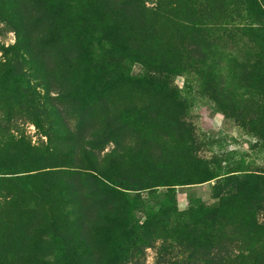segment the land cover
Returning a JSON list of instances; mask_svg holds the SVG:
<instances>
[{"label":"rangeland","instance_id":"374dc122","mask_svg":"<svg viewBox=\"0 0 264 264\" xmlns=\"http://www.w3.org/2000/svg\"><path fill=\"white\" fill-rule=\"evenodd\" d=\"M85 2L0 0V264H264V0ZM82 27L121 67H88ZM25 163L48 176L13 181ZM75 196L82 227L49 242Z\"/></svg>","mask_w":264,"mask_h":264},{"label":"trees","instance_id":"16d2710c","mask_svg":"<svg viewBox=\"0 0 264 264\" xmlns=\"http://www.w3.org/2000/svg\"><path fill=\"white\" fill-rule=\"evenodd\" d=\"M72 2H74V0H71ZM39 2V0H37V3ZM75 4H77L80 7L86 6V2L85 0H75ZM100 7V5H99ZM102 8V7H100ZM106 8H103L102 10L104 11ZM92 16V14L90 15ZM89 16V17H90ZM87 17V18H89ZM92 24L93 21H88ZM54 22H52L53 24ZM64 24H68L66 22V20L64 19V17H61V19L59 20V26L60 28L64 25ZM69 25V24H68ZM52 27V26H51ZM50 27V28H51ZM92 28H78L77 30L71 31L70 32V36L69 38L71 39L72 43H76V47L82 46L84 49L86 50H92L91 54L87 55L85 54V56H87L88 62H89V68L93 67L94 65V61L98 60V63L95 64L98 65L97 68H99L100 70L103 69V65L99 64L103 61H110L111 63H115L117 64V67H121L122 62H123V54H120V50H121V46L116 43L115 41H113L107 33L106 29H101L96 31L95 33L91 31ZM64 40H68V38L63 37ZM6 53H9V56L11 57V59L9 60H13V62L16 61H21L24 62V60L22 59V57L20 56V49L16 44H13L9 47L6 48L5 50ZM8 55V54H7ZM7 62V61H5ZM6 65V63H5ZM7 65H10L9 62H7ZM94 66V67H95ZM14 67V66H13ZM124 67L121 68L120 72L118 73V76L122 79L127 80L130 84H137V85H141V88H148L149 84L151 82H155L156 78L154 76H150L148 74V71L146 70L145 72V76L141 77V79H135L132 78L128 73H125L123 71ZM22 79H25L26 76L25 74L21 76ZM24 153H25V158H28L32 155L31 149L28 147H24ZM44 157L45 154L42 153ZM43 160V159H41ZM46 160V159H45ZM43 160V161H45ZM24 168L22 169V171L18 172V173H13L11 175H15L13 177V181L15 182H24L28 185H30L31 180L36 179V182H38V179L43 178L44 176H48V173L43 172V169L49 168V167H40V168H36L33 166H30V164H23ZM90 171L95 172L96 176L98 178L92 177L91 175H87L86 177L90 179V181H92V184L95 186V188L103 193H107L110 194L111 196H116L117 194H115L113 192V190L108 187V185H105L104 182H108V183H112L111 180L105 178L104 176L100 175V173H98L99 170H93V168L89 169ZM19 174H25V175H21L18 176ZM12 178V177H11ZM43 193V192H40ZM167 198L166 201H168V195H166ZM71 207H68L65 210L64 205H60L59 207L58 205L55 206L58 210V212L60 214H57L55 211L53 212L52 209L48 206V214L51 215V224H50V228L47 230V237H48V241L49 242H64L65 238H64V232L63 230L65 229V227L67 226H72L73 231H76L77 228L82 227V222L80 220L83 212L81 209V202L79 201V198L77 196H75L72 200H71ZM167 205V204H165ZM54 206V205H53ZM63 211H65L63 213ZM201 211H205L203 214H206L209 216V214L211 213V210L207 209V210H201ZM65 218L70 219L69 221L65 220ZM71 223L74 225H71ZM115 225L116 228L121 227L120 225H117V223L112 224V226H107L105 227L106 231H109L110 234H112L113 232V226ZM204 226H207V223H204ZM94 229V226H93ZM83 231V229H82ZM6 236V234H5ZM4 237H0V246L2 245V241H4ZM31 245V244H30ZM57 245V244H56ZM63 264H67V263H63Z\"/></svg>","mask_w":264,"mask_h":264}]
</instances>
